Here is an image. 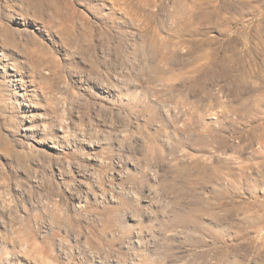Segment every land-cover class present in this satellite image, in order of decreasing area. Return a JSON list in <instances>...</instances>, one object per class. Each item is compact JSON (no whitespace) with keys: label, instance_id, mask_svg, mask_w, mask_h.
Returning <instances> with one entry per match:
<instances>
[{"label":"rangeland","instance_id":"obj_1","mask_svg":"<svg viewBox=\"0 0 264 264\" xmlns=\"http://www.w3.org/2000/svg\"><path fill=\"white\" fill-rule=\"evenodd\" d=\"M0 264H264V0H0Z\"/></svg>","mask_w":264,"mask_h":264}]
</instances>
